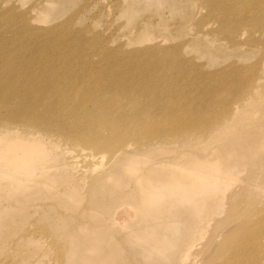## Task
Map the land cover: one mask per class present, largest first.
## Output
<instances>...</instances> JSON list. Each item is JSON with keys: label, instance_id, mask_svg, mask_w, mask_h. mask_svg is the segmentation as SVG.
<instances>
[{"label": "rangeland", "instance_id": "obj_1", "mask_svg": "<svg viewBox=\"0 0 264 264\" xmlns=\"http://www.w3.org/2000/svg\"><path fill=\"white\" fill-rule=\"evenodd\" d=\"M204 1L0 0L4 71L34 73L43 81L67 77L77 86L81 77L98 87L128 81L134 92L118 99L126 113L121 121L146 119L148 128L168 101H176V114L190 110L193 118L223 113L225 103L229 113L235 102L239 106L218 142L141 134L127 140L132 151L125 157H115L116 147L94 149L50 133L45 149L69 151L32 168L31 189L13 198L0 189V264H206L213 243L222 251L236 246L241 260L229 264H264V120L246 101L260 85L264 99V54L244 37L228 42L216 36L218 23ZM149 84L160 89L157 96L143 92ZM77 91L70 96L81 98ZM105 92L96 99H106ZM82 107L91 108L90 102ZM194 120L188 129L198 127ZM254 120L259 129L250 127ZM208 145L216 149L203 151ZM74 157L85 176L61 185L63 178L51 175L72 169ZM199 162L215 168L198 169L212 180L206 186L217 188L214 199L146 205L150 183L138 185L136 178L150 173L165 182ZM200 211L205 218L192 225ZM225 261L210 257L208 264Z\"/></svg>", "mask_w": 264, "mask_h": 264}, {"label": "bare ground", "instance_id": "obj_2", "mask_svg": "<svg viewBox=\"0 0 264 264\" xmlns=\"http://www.w3.org/2000/svg\"><path fill=\"white\" fill-rule=\"evenodd\" d=\"M204 2L218 23V26L213 28L216 36L225 38V41L228 42H232L235 36L244 37L246 41H250L249 47L257 48L264 54V0H205ZM234 44L240 45L238 42ZM164 61L165 59L162 60V62ZM11 69L4 71V68L0 67V189L5 190V197L13 198L24 190L31 189L32 187L29 186L32 178L31 169L45 168L48 160L58 162L64 155L62 151H66L65 153L69 151L45 149L44 146L50 142L47 138L50 133L62 134L69 140L82 142L94 149L110 150L116 147L113 151L115 157H125L132 151L130 149L132 143L127 140L141 134L145 137L159 138L169 135L176 138V134H178L210 143L218 142L225 134V127H231V120L235 119L239 113L237 112L239 106L236 102L232 109L235 113H229L232 106L225 103L223 113L199 115L197 118H193L190 110L176 114L174 108L176 101H168L166 107H158V115L150 120L152 128H148L145 126L146 119L135 125L132 122L121 121V119L124 120L122 116L126 113L122 110V102L118 99L129 98L132 91L134 92L133 83L114 79L104 81L98 87L88 82L85 79L87 77H81L78 79L80 86H77L74 83H68L67 77L43 81L34 73L24 75L21 72H13ZM59 81H61L60 84H58ZM260 86L251 89L254 95L246 101L252 105L251 111L258 112V109L260 110L261 114L257 120L262 121L264 120V99L258 94ZM77 87L76 93L81 98L74 99L70 96V92H75ZM115 88L118 90H114ZM104 90L109 94L108 97L98 101L95 96ZM143 92L157 96L160 89L149 84L143 88ZM158 100L157 98L156 103ZM88 102H90L91 108L82 107L84 103ZM163 104L165 105L166 102L159 105ZM65 108L69 110L65 112ZM78 113L85 115L79 117ZM164 116L167 117L164 118ZM248 116L250 117V111H248ZM194 119H196L198 127L188 129L190 128L188 123L195 121ZM2 123L4 124L2 125ZM7 124L13 125L14 128L11 132L2 127ZM250 127L259 129L255 120L250 123ZM247 129L241 130L243 133L240 136L245 134ZM90 130L95 132H88ZM33 134H36L37 137L32 136ZM263 141L259 137V142ZM221 148L225 150L227 145L221 146ZM202 149L205 152H210L216 147L210 148L208 145ZM76 160L77 158L69 162L72 169H68L66 172H54L51 176L63 178L60 181L61 185L70 183L73 177L75 180H81L85 176V171L77 164ZM231 167L230 162H226L225 168ZM199 168L215 169L212 163L202 164L199 162L195 168L179 169L178 175L169 176L165 182H160L150 173L136 178L135 182L138 185L148 181L150 183L151 188L147 191V196L144 199L146 205L149 203H159V205L161 203L173 205L192 203L200 197L207 201L212 200L215 198L212 191L217 188L211 187V190L206 186L212 180L201 173ZM128 171L133 173L136 170L129 168ZM43 175L49 174L45 172ZM201 187L205 188L201 193H198L197 190H200ZM151 192L154 193L150 194ZM205 216L206 212H198V221L193 222L192 225H199ZM33 246L36 250L41 248L38 244ZM220 246L221 243L212 244L211 251L206 254L208 256L206 264L210 257L220 258L222 262L231 257L223 264H229L231 259L235 262L241 260L236 246H233L232 249H226L224 246L229 253L226 250H220ZM232 251L233 254H231Z\"/></svg>", "mask_w": 264, "mask_h": 264}]
</instances>
